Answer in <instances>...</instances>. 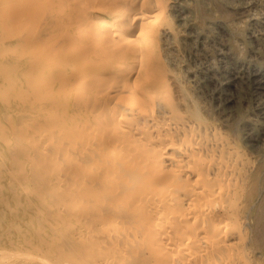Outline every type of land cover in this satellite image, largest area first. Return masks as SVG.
<instances>
[{"label":"bare ground","instance_id":"6f19581e","mask_svg":"<svg viewBox=\"0 0 264 264\" xmlns=\"http://www.w3.org/2000/svg\"><path fill=\"white\" fill-rule=\"evenodd\" d=\"M172 12L0 0V264H264V145L191 88Z\"/></svg>","mask_w":264,"mask_h":264},{"label":"rangeland","instance_id":"374dc122","mask_svg":"<svg viewBox=\"0 0 264 264\" xmlns=\"http://www.w3.org/2000/svg\"><path fill=\"white\" fill-rule=\"evenodd\" d=\"M172 3L173 27L182 38L169 44L175 63L187 75L191 88L214 111L217 109L216 113L229 116L239 111L245 117V122L239 124L240 140L250 150H257L264 145V78L259 77L264 76V0H172Z\"/></svg>","mask_w":264,"mask_h":264}]
</instances>
